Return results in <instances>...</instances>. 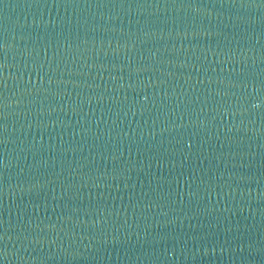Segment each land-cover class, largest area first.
Instances as JSON below:
<instances>
[{
    "label": "water",
    "instance_id": "water-1",
    "mask_svg": "<svg viewBox=\"0 0 264 264\" xmlns=\"http://www.w3.org/2000/svg\"><path fill=\"white\" fill-rule=\"evenodd\" d=\"M0 264H264V0H0Z\"/></svg>",
    "mask_w": 264,
    "mask_h": 264
}]
</instances>
